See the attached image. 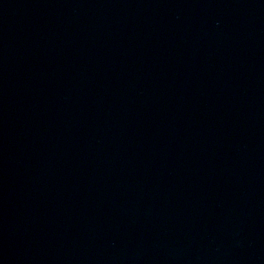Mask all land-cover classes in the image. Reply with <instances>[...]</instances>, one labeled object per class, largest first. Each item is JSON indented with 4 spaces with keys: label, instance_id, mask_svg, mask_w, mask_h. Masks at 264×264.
<instances>
[{
    "label": "water",
    "instance_id": "95a60500",
    "mask_svg": "<svg viewBox=\"0 0 264 264\" xmlns=\"http://www.w3.org/2000/svg\"><path fill=\"white\" fill-rule=\"evenodd\" d=\"M0 264H264V0H0Z\"/></svg>",
    "mask_w": 264,
    "mask_h": 264
}]
</instances>
